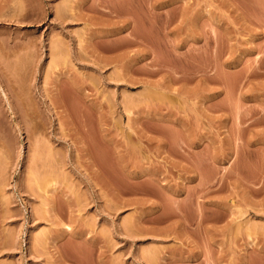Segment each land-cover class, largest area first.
I'll return each mask as SVG.
<instances>
[{"label": "rangeland", "instance_id": "1", "mask_svg": "<svg viewBox=\"0 0 264 264\" xmlns=\"http://www.w3.org/2000/svg\"><path fill=\"white\" fill-rule=\"evenodd\" d=\"M0 264H264V0H0Z\"/></svg>", "mask_w": 264, "mask_h": 264}]
</instances>
